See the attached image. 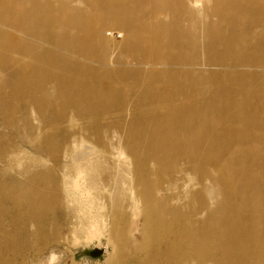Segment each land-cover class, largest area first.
Here are the masks:
<instances>
[{"label": "bare ground", "instance_id": "obj_1", "mask_svg": "<svg viewBox=\"0 0 264 264\" xmlns=\"http://www.w3.org/2000/svg\"><path fill=\"white\" fill-rule=\"evenodd\" d=\"M0 167V264H264V0H0Z\"/></svg>", "mask_w": 264, "mask_h": 264}, {"label": "rangeland", "instance_id": "obj_2", "mask_svg": "<svg viewBox=\"0 0 264 264\" xmlns=\"http://www.w3.org/2000/svg\"><path fill=\"white\" fill-rule=\"evenodd\" d=\"M163 20L166 21H172V16H162ZM31 139L34 140L35 134L30 132ZM10 138L12 139V142L15 144H21V148H23L24 151L32 154L35 153L34 149L33 152L31 151V147L33 145H38V143H31L29 144V140L26 138V136L21 132L20 136L18 138L14 137L10 134ZM1 168V167H0ZM4 174L7 176L14 175L12 171L5 172L4 170L0 169V180L4 177ZM7 180V179H6ZM8 186H12V181H6ZM1 189V186H0ZM215 195L217 193H214ZM2 195V196H1ZM222 200V197H218V201L220 202ZM0 202H10L7 195H4L0 191ZM42 202H37V204H41ZM6 206L10 207L8 203H5ZM46 207V205H45ZM54 220V221H53ZM56 221V222H55ZM53 222L57 223L58 225H62V240L57 239H51V228L53 227ZM69 222L65 218L63 213H58L55 216H48L44 218L42 221V228L37 229V232L40 231V235L34 240V247L29 249L25 255L24 260L22 256H17L18 263L17 264H44L46 263L53 255H55L57 258H59L57 264H107V257L105 254H103L101 257L94 258L90 255L92 250H94V245H79L74 246L72 244L71 239H67V236L69 234ZM29 226V223H28ZM48 240H50L48 242ZM48 242V243H47ZM105 242V239L103 240ZM45 243V244H44ZM7 257V256H6ZM12 257L11 254L8 255V259Z\"/></svg>", "mask_w": 264, "mask_h": 264}, {"label": "water", "instance_id": "obj_3", "mask_svg": "<svg viewBox=\"0 0 264 264\" xmlns=\"http://www.w3.org/2000/svg\"><path fill=\"white\" fill-rule=\"evenodd\" d=\"M104 254V250L101 248H94L90 255L94 258L101 257Z\"/></svg>", "mask_w": 264, "mask_h": 264}]
</instances>
